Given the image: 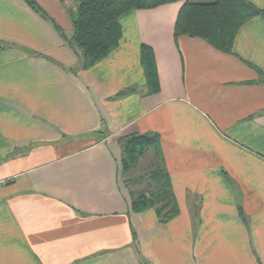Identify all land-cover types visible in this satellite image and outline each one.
Listing matches in <instances>:
<instances>
[{"label":"crops","instance_id":"crops-1","mask_svg":"<svg viewBox=\"0 0 264 264\" xmlns=\"http://www.w3.org/2000/svg\"><path fill=\"white\" fill-rule=\"evenodd\" d=\"M34 1L0 0V264H264V17L229 53L174 37L181 2L135 9L83 68L78 0ZM143 133L176 197L167 221L128 207L121 140Z\"/></svg>","mask_w":264,"mask_h":264},{"label":"trees","instance_id":"trees-1","mask_svg":"<svg viewBox=\"0 0 264 264\" xmlns=\"http://www.w3.org/2000/svg\"><path fill=\"white\" fill-rule=\"evenodd\" d=\"M32 9L41 12L34 0H25ZM181 2L174 22L173 35L200 37L223 52H232V44L239 27L250 18L261 15L248 0H78L69 40L80 50L82 67L89 68L109 53L120 37L119 18L135 9ZM141 62L148 81L154 80L155 67L150 49L142 47ZM123 157L121 173L128 172L147 148H153L157 163L135 179L146 188L129 191L128 207L132 212L153 208L160 221H167L178 214L179 208L172 183L164 166L156 133L131 134L121 140Z\"/></svg>","mask_w":264,"mask_h":264},{"label":"rangeland","instance_id":"rangeland-1","mask_svg":"<svg viewBox=\"0 0 264 264\" xmlns=\"http://www.w3.org/2000/svg\"><path fill=\"white\" fill-rule=\"evenodd\" d=\"M89 138L91 139L93 138V136L90 135ZM156 163H157V159L154 156V152L152 148L150 147V148L145 149L143 152V155L137 160L136 165L133 166L128 172L121 173V177H122V181L124 185L127 188H129L131 191H138L140 189L146 188L145 183H140L136 180L132 181L131 183H127L126 181L128 179L133 180L140 174L146 173L147 171H149V169L154 167Z\"/></svg>","mask_w":264,"mask_h":264}]
</instances>
